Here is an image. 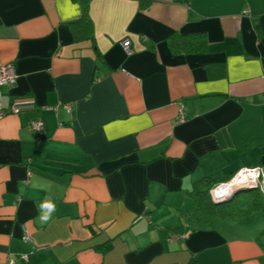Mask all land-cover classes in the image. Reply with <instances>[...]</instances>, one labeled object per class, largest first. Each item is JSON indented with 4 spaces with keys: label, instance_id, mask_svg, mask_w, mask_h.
<instances>
[{
    "label": "crops",
    "instance_id": "1",
    "mask_svg": "<svg viewBox=\"0 0 264 264\" xmlns=\"http://www.w3.org/2000/svg\"><path fill=\"white\" fill-rule=\"evenodd\" d=\"M174 35L206 51L175 54ZM9 64L5 104L35 103L0 121V264H264L247 190L186 215L205 180L264 165V0H0Z\"/></svg>",
    "mask_w": 264,
    "mask_h": 264
},
{
    "label": "built area",
    "instance_id": "2",
    "mask_svg": "<svg viewBox=\"0 0 264 264\" xmlns=\"http://www.w3.org/2000/svg\"><path fill=\"white\" fill-rule=\"evenodd\" d=\"M122 48L127 55H132V42L129 38H125L122 43ZM17 83V74L14 65L9 64L0 69V121L9 115H19L26 108H32L34 106L33 100L20 99L15 101L12 105H6L4 102L3 87H13ZM65 109L71 113L72 106L67 104ZM57 111V108L54 109ZM186 120V111L182 107L179 114V122ZM29 128L35 132L42 133L45 131V124L41 120H33L29 122ZM30 172L28 178L24 181L26 185L30 183ZM244 189H255L260 191L264 195V165H258L253 167H244L239 169L233 176L227 181L219 182L214 185L210 190V197L214 203L227 202L238 192ZM23 241L30 245L35 251L34 241L29 235L25 226H23ZM44 250L45 248H39ZM28 256H22V259L27 260ZM11 263H14L12 261Z\"/></svg>",
    "mask_w": 264,
    "mask_h": 264
},
{
    "label": "trees",
    "instance_id": "3",
    "mask_svg": "<svg viewBox=\"0 0 264 264\" xmlns=\"http://www.w3.org/2000/svg\"><path fill=\"white\" fill-rule=\"evenodd\" d=\"M178 1H180L182 3H189L190 0H178ZM82 22H85L88 28L90 27L91 22L87 16V14H85L83 20L74 22L73 24H79V23L81 24ZM168 45L170 46L171 50L175 54L203 53L206 51V40L201 35H194V36L174 35L168 40ZM234 174H232L228 178V180L230 178H232V176ZM204 182H205L204 186L200 190L195 192V194H194V201H195L194 210L191 213L186 214L187 217H189L190 221H192V220L201 221V220H205V219H211L213 217L226 215L228 212L226 207H225L227 203L217 205L212 201V199L210 197L211 188L219 182H217V183H213L212 181L206 182V180ZM259 192L260 191L254 190V189L253 190H247V193L250 194V198L252 199L251 204H249L250 208L252 206H255L256 204H261V202H260L261 201V195ZM238 193L235 194V197H233V200L231 202L235 203L234 201L237 198ZM257 202H259V203H257Z\"/></svg>",
    "mask_w": 264,
    "mask_h": 264
},
{
    "label": "clouds",
    "instance_id": "4",
    "mask_svg": "<svg viewBox=\"0 0 264 264\" xmlns=\"http://www.w3.org/2000/svg\"><path fill=\"white\" fill-rule=\"evenodd\" d=\"M56 210V205L50 199H45L38 206L40 212L39 219L42 223L48 222L52 218V214Z\"/></svg>",
    "mask_w": 264,
    "mask_h": 264
},
{
    "label": "rangeland",
    "instance_id": "5",
    "mask_svg": "<svg viewBox=\"0 0 264 264\" xmlns=\"http://www.w3.org/2000/svg\"><path fill=\"white\" fill-rule=\"evenodd\" d=\"M255 190V189H254ZM242 196H241V200H245L246 201V203H244V204H247L246 205V207L248 208L250 205L249 204H251V199H246V198H249L250 197V194L249 193H243V194H241ZM235 197V196H234ZM233 200V197L230 199V201H232ZM240 200V201H241ZM229 201V200H228ZM226 203V202H225ZM262 206H261V211L264 213V197H263V199H262ZM230 205H232V204H230Z\"/></svg>",
    "mask_w": 264,
    "mask_h": 264
},
{
    "label": "water",
    "instance_id": "6",
    "mask_svg": "<svg viewBox=\"0 0 264 264\" xmlns=\"http://www.w3.org/2000/svg\"><path fill=\"white\" fill-rule=\"evenodd\" d=\"M245 190H253V189H244V190H241V191H245ZM223 203H225V202H223ZM215 204H222V202H219V203H215Z\"/></svg>",
    "mask_w": 264,
    "mask_h": 264
}]
</instances>
